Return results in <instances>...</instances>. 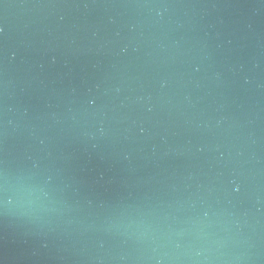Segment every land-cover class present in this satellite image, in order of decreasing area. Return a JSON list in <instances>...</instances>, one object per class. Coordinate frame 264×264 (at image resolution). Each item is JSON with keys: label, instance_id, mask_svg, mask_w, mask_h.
Here are the masks:
<instances>
[{"label": "water", "instance_id": "obj_1", "mask_svg": "<svg viewBox=\"0 0 264 264\" xmlns=\"http://www.w3.org/2000/svg\"><path fill=\"white\" fill-rule=\"evenodd\" d=\"M0 264H264V0H0Z\"/></svg>", "mask_w": 264, "mask_h": 264}]
</instances>
